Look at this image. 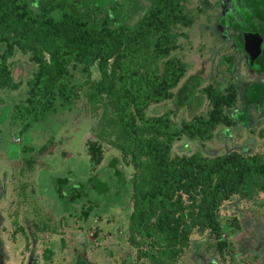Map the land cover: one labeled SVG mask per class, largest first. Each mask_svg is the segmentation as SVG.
Here are the masks:
<instances>
[{
	"label": "trees",
	"instance_id": "obj_1",
	"mask_svg": "<svg viewBox=\"0 0 264 264\" xmlns=\"http://www.w3.org/2000/svg\"><path fill=\"white\" fill-rule=\"evenodd\" d=\"M187 1L146 0L135 19L121 22L113 7L106 8L112 1L101 5L93 0L83 7L84 0H0V91L20 84L13 76L16 55L33 65L25 80L27 95L14 106L12 120L70 106L85 92L98 116L96 136L120 156L109 160L106 168L112 171L106 179L92 175L73 184L69 200L86 197L90 182L93 193L107 195L113 186L115 199L127 196L129 241L147 244L141 254L149 264H176L194 231L219 237L222 202L235 193L264 190V159L259 155L171 153L182 136L208 140L216 126L229 124L223 110L235 100L230 88L225 93L204 88L210 104L206 116L176 123L168 112H145L173 96L185 71L184 63L170 54L185 35L182 28L192 23ZM92 66L98 79H91ZM88 149L91 164H98L100 145L92 141ZM123 163L133 169L128 181L119 168ZM55 183L63 199L66 176H57ZM76 259L89 264L81 255Z\"/></svg>",
	"mask_w": 264,
	"mask_h": 264
},
{
	"label": "rangeland",
	"instance_id": "obj_2",
	"mask_svg": "<svg viewBox=\"0 0 264 264\" xmlns=\"http://www.w3.org/2000/svg\"><path fill=\"white\" fill-rule=\"evenodd\" d=\"M89 3L94 4L93 0H84L83 7ZM98 3H110L106 8L113 7L115 19L125 22L143 11L146 0H98ZM185 8L192 23L182 28L185 35L170 54L184 63L185 71L173 89V96L151 104L145 111L148 115L168 112L176 123L195 115L206 116L210 104L200 87L209 82L214 84L218 57L229 45L214 29L222 8L218 0H188ZM19 56L13 58L18 88L0 91V264H30L33 260L37 264H75L79 254L92 264H149L141 254L147 244L134 246L129 241L131 204L127 196L113 197L115 187L106 195L93 193L89 184L85 188L88 196L69 204L59 197L55 188L57 176H66L65 189L73 183H85L92 175L106 179L112 171L106 168L109 160L120 156V152L96 136L98 116L90 109L84 91L79 92L70 106L56 105L53 111L36 117L25 115L14 122L12 110L24 102L25 80L33 69L25 56L20 59ZM90 73L91 79L99 78L96 66L91 67ZM189 86L191 93L181 91V87ZM223 111L226 114L227 109ZM261 126L264 127V121ZM258 129L219 124L211 139L201 141L182 136L175 140L171 153L200 152L214 156L237 151L264 158V130ZM92 141L100 145L102 158L98 164L90 161L88 147ZM119 168L128 181L132 167L123 163ZM256 201L234 196L220 206L219 232L231 245L225 249L226 254L236 253L248 238L247 233L258 229L259 235L264 233V193ZM236 214L241 223L233 220ZM216 241V236L207 230L194 231L176 264H215L219 260ZM45 249L52 251L49 261H45ZM229 258L222 264L241 263Z\"/></svg>",
	"mask_w": 264,
	"mask_h": 264
},
{
	"label": "flooded vegetation",
	"instance_id": "obj_3",
	"mask_svg": "<svg viewBox=\"0 0 264 264\" xmlns=\"http://www.w3.org/2000/svg\"><path fill=\"white\" fill-rule=\"evenodd\" d=\"M218 1L222 8L216 23H214V29L217 30L220 39L227 40L229 45L225 48L226 51L218 57L216 68L214 69V76H216L213 77L214 84L209 82L200 88L204 95V88L207 86L213 87L220 93H225L227 88L235 92L234 103L224 108V110L227 109L229 114L226 112L229 117L227 126H242L243 128L255 126L257 129L264 130V127L261 126L264 121V0ZM200 79H203L202 72ZM191 90L190 86L181 87V91H186V94L191 93ZM70 186L69 189L71 188ZM90 187L92 188V186ZM69 189L63 191L66 196L63 199H68L66 204L75 202V200H69L72 195ZM262 193H264V190H256L245 195L235 193L232 197L237 196L248 201L255 199V202H257L256 199ZM249 209H252V207H249ZM245 211H247V208H245ZM237 216V214L234 215L233 220L236 218L240 221L241 218ZM247 220L248 217L245 216V225ZM258 232L259 229L256 232L247 233L248 238L244 239L245 241L241 243L240 248L234 254H226L225 249L231 246L229 241L222 238L221 233H219V237L215 235L217 239L215 246L219 259L215 264H222L223 261H226V257H230V261L236 258L241 262L240 264H264V233L259 235ZM51 253V250L45 249V261H49ZM81 257L85 262L92 264L82 255ZM1 261L2 254L0 253ZM30 264L37 263L33 260ZM75 264H79L78 259L75 260Z\"/></svg>",
	"mask_w": 264,
	"mask_h": 264
},
{
	"label": "water",
	"instance_id": "obj_4",
	"mask_svg": "<svg viewBox=\"0 0 264 264\" xmlns=\"http://www.w3.org/2000/svg\"><path fill=\"white\" fill-rule=\"evenodd\" d=\"M93 181V180H92ZM91 183V186H92V188H94V185H93V183L92 182H90ZM95 189V188H94ZM100 190V189H99ZM101 192V190L99 191V193Z\"/></svg>",
	"mask_w": 264,
	"mask_h": 264
},
{
	"label": "built area",
	"instance_id": "obj_5",
	"mask_svg": "<svg viewBox=\"0 0 264 264\" xmlns=\"http://www.w3.org/2000/svg\"><path fill=\"white\" fill-rule=\"evenodd\" d=\"M19 140V138H17Z\"/></svg>",
	"mask_w": 264,
	"mask_h": 264
}]
</instances>
